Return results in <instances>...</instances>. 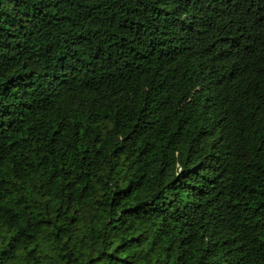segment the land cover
<instances>
[{"label":"trees","instance_id":"trees-1","mask_svg":"<svg viewBox=\"0 0 264 264\" xmlns=\"http://www.w3.org/2000/svg\"><path fill=\"white\" fill-rule=\"evenodd\" d=\"M0 264H264V0H0Z\"/></svg>","mask_w":264,"mask_h":264}]
</instances>
